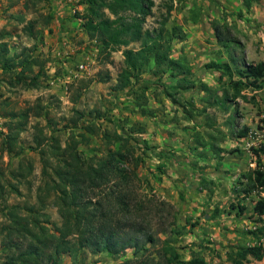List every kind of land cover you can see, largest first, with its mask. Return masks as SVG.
<instances>
[{
    "label": "rangeland",
    "instance_id": "rangeland-1",
    "mask_svg": "<svg viewBox=\"0 0 264 264\" xmlns=\"http://www.w3.org/2000/svg\"><path fill=\"white\" fill-rule=\"evenodd\" d=\"M154 2L144 27L152 29L167 18V28H178L180 37L172 40L171 57L186 60L194 82L188 89L175 87L176 79L169 73L155 75L154 65L125 89H115L124 66L123 47L112 52L108 61L102 60L99 44L82 26L79 16L86 6L81 0H0V40L7 42L11 56L26 47L28 60L37 59V64L24 69V77H18L22 66L9 71L0 67V183L5 190L0 224L6 219L5 205L37 204L38 188L46 182L40 154L32 147L36 129L60 134L63 140L67 120L79 109L86 117L80 121L82 128L75 129L77 133L91 121L131 132L143 159L137 171L144 191L169 202L176 213L181 232L175 245L181 256L188 260L197 255L208 264H229L225 253L231 246L255 243L246 234L253 228L248 219L249 199L239 200L247 203L239 216L229 205L238 201L232 188L239 175L256 166L251 148L264 145V86L257 91L245 89V98L234 99L228 77L207 65L228 62L236 70L245 62L264 60L263 38L258 35L264 32V24L257 17L261 0ZM17 14L35 21L36 38L23 33ZM215 21L225 24L230 37L239 43L221 46L213 30ZM129 46L138 48L139 43ZM37 73V85L25 86L23 80L29 84ZM101 76L109 79L102 81ZM234 78H238L236 71ZM26 109L31 111L20 133V153H9L1 143L9 114ZM95 110L103 117L93 119ZM244 127L249 130L240 137ZM85 136L79 148L86 156L105 152L99 134ZM260 158L264 164V154ZM45 193L47 189L42 196ZM51 198L46 197L44 212L51 223H59ZM133 257V249L117 258L82 252L77 264H119ZM63 261L70 264L71 258L65 256ZM247 264H264V257Z\"/></svg>",
    "mask_w": 264,
    "mask_h": 264
},
{
    "label": "trees",
    "instance_id": "trees-1",
    "mask_svg": "<svg viewBox=\"0 0 264 264\" xmlns=\"http://www.w3.org/2000/svg\"><path fill=\"white\" fill-rule=\"evenodd\" d=\"M81 3L86 6L79 16L82 26L89 38L99 44L102 60L108 61L112 52L123 47L124 66L118 73L115 89H125L151 65L155 75L169 73V77L176 79L177 88L194 85L186 60L171 57L172 40L180 37L178 28L174 25L167 28V18L152 29L144 27L147 17L153 14L154 0H81ZM246 6L249 7L247 1ZM15 17L23 23V33L36 38L39 30L35 21L25 20L22 14ZM48 23L47 17L45 25ZM213 30L216 41L223 47L237 41L230 37V30L223 23L213 22ZM132 42H138V48L130 47ZM27 51L23 47L21 54L11 56L7 42L0 40V67L9 71L22 66L18 77H24V69L37 64L36 58L28 60ZM207 67L219 69L228 77L234 99L245 98L242 93L245 89L257 91L264 86V60L245 62L236 70L228 62H211ZM38 77L37 73L31 83L26 80L23 83L35 87ZM101 79L107 81L109 76ZM30 111L9 114L11 119L1 142L7 152L20 153V133ZM92 113L93 119L103 117L97 110ZM85 117L82 110H73L63 140L60 134H47L41 128L34 132L32 147L40 154L46 182L38 188L37 204L5 205L6 219L0 224V264H66L65 256L71 258L70 264H77L82 252L117 258L127 249H133L134 257L119 264H208L201 256L193 255L187 260L178 252L175 241L181 231L176 213L169 202L144 191L137 171L143 159L132 143L131 132L97 126L91 121L83 126V132L77 133L75 129L82 128L80 121ZM248 130L244 127L238 135L244 137ZM86 133L100 135L105 144L103 154L83 153L79 147L87 139ZM251 149L256 166L239 175L232 188L238 201L229 206L236 209V215H242L247 203L239 200L249 199L248 219L253 228L246 234L255 243L231 246L225 253L229 264H247L264 257V164L260 158L264 145ZM45 189L48 193L42 196ZM4 195L0 183L1 202ZM48 196L52 197L50 201L56 207L59 223H51L44 212Z\"/></svg>",
    "mask_w": 264,
    "mask_h": 264
},
{
    "label": "crops",
    "instance_id": "crops-1",
    "mask_svg": "<svg viewBox=\"0 0 264 264\" xmlns=\"http://www.w3.org/2000/svg\"><path fill=\"white\" fill-rule=\"evenodd\" d=\"M258 13L260 16L258 15L257 17H260L261 22L264 24V0H261L260 5L258 6ZM252 23H254V21ZM261 26L264 27V25H261ZM258 35H261V37L263 38V44H264V32L261 31V32H259Z\"/></svg>",
    "mask_w": 264,
    "mask_h": 264
}]
</instances>
